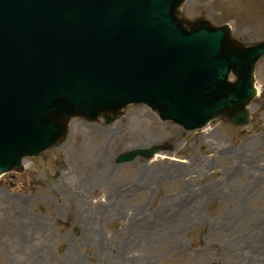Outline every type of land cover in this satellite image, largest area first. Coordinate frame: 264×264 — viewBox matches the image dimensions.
<instances>
[{"label": "rangeland", "instance_id": "rangeland-1", "mask_svg": "<svg viewBox=\"0 0 264 264\" xmlns=\"http://www.w3.org/2000/svg\"><path fill=\"white\" fill-rule=\"evenodd\" d=\"M246 45L264 41V0H186ZM250 125L186 132L141 105L112 125L74 119L61 145L0 178V264H264V59ZM169 145L117 165L137 148Z\"/></svg>", "mask_w": 264, "mask_h": 264}, {"label": "water", "instance_id": "water-1", "mask_svg": "<svg viewBox=\"0 0 264 264\" xmlns=\"http://www.w3.org/2000/svg\"><path fill=\"white\" fill-rule=\"evenodd\" d=\"M184 1L0 0V176L62 142L73 117L111 122L131 103L187 131L220 115L248 124L264 42L245 47L227 27L180 19ZM40 34L44 69L38 51L29 63L28 42L37 45Z\"/></svg>", "mask_w": 264, "mask_h": 264}, {"label": "bare ground", "instance_id": "bare-ground-1", "mask_svg": "<svg viewBox=\"0 0 264 264\" xmlns=\"http://www.w3.org/2000/svg\"><path fill=\"white\" fill-rule=\"evenodd\" d=\"M181 14H182V12H181ZM110 125H112V124H110ZM161 155H158L157 157H160Z\"/></svg>", "mask_w": 264, "mask_h": 264}]
</instances>
